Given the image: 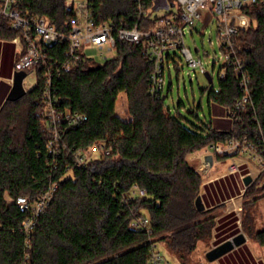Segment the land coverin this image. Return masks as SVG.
I'll return each mask as SVG.
<instances>
[{
    "label": "trees",
    "instance_id": "trees-1",
    "mask_svg": "<svg viewBox=\"0 0 264 264\" xmlns=\"http://www.w3.org/2000/svg\"><path fill=\"white\" fill-rule=\"evenodd\" d=\"M67 0H23L21 11L48 18L66 29ZM97 20L124 27L139 19L135 0H93ZM255 21L240 31L235 49L250 80L251 99L237 110L230 128L212 120L186 123L165 100L149 94L152 66L143 43H118L115 57L103 63L81 62L54 81L63 104L82 112L86 121L64 137L70 152L47 151L48 131L39 112L44 80L17 101L0 109V264H150L154 243L164 244L185 264L199 244L212 236L214 209H197L202 175L188 155L218 143L247 139L264 149V5L246 8ZM154 24L147 18L143 26ZM17 35L0 19V37ZM218 87L207 91L208 105H218L231 118L243 92L234 67L226 66ZM177 74L181 66L174 67ZM171 88V83L169 85ZM204 91V90H203ZM127 96L128 118L116 114L118 95ZM200 121V120H199ZM102 142L109 154L75 163L73 152ZM258 176L244 196L259 200L264 184ZM57 183L50 201L37 215L18 199L36 202ZM138 185L144 196H132ZM136 215L150 217L145 229L133 228ZM33 225L26 231V223ZM264 246V227L251 233Z\"/></svg>",
    "mask_w": 264,
    "mask_h": 264
},
{
    "label": "built area",
    "instance_id": "built-area-1",
    "mask_svg": "<svg viewBox=\"0 0 264 264\" xmlns=\"http://www.w3.org/2000/svg\"><path fill=\"white\" fill-rule=\"evenodd\" d=\"M23 0H0V19L6 20L17 35L10 40L18 47L17 57L14 62L15 71L36 73L37 79L44 80L43 104L39 112L45 121L48 131L47 151L51 156L60 153H69L70 150L64 142L67 131L80 126L86 121L84 113L72 110L63 104V98L58 94L54 81L59 79L66 70L81 62L103 63L118 53V43L121 41L143 43L145 53L152 71L148 81L149 94L156 99L167 98L165 92L167 73H171L172 66L179 64L182 59L194 70L199 69L201 74L212 73L201 59L194 57L191 49L186 44L187 33H192V27L197 19L217 23V39L221 57L218 78L225 75L226 66L234 67L240 77L239 83L243 92L241 100L232 110L231 118L244 107L251 99L250 80L244 69L242 59L235 49V39L240 31L252 27L255 21L246 11L251 5H264V0H170L169 9L160 16L152 15L154 0H135L138 23L129 28L119 26L113 21L97 20L93 0H67L65 8L71 11V17L66 21V29H58L43 16L30 17L22 13ZM154 20V24L143 26L145 20ZM98 50L100 58L89 54L90 50ZM198 50V49H197ZM175 52V53H173ZM218 61L212 62V67ZM171 75V74H170ZM213 80V78H212ZM101 141L90 146L86 151L73 152L76 165H86L92 158L109 154ZM248 153L256 160L260 169L258 174L264 184V149H259L247 139H234L227 143H218L206 148L205 155L218 154L222 156ZM229 165L230 172L240 170V163L232 158ZM252 171L250 172V174ZM57 183H52L49 189L32 203L27 197H20V208L26 209L33 206V213L39 214L50 201ZM145 190L134 185L130 194L144 196ZM151 220L146 215H136L131 221L133 228L145 229ZM33 219L26 223L25 229L29 231ZM159 243H154L151 250L150 264H168L165 255L157 248Z\"/></svg>",
    "mask_w": 264,
    "mask_h": 264
},
{
    "label": "rangeland",
    "instance_id": "rangeland-1",
    "mask_svg": "<svg viewBox=\"0 0 264 264\" xmlns=\"http://www.w3.org/2000/svg\"><path fill=\"white\" fill-rule=\"evenodd\" d=\"M169 7L170 0H154L153 7L151 9L152 15L160 16L164 14ZM206 21L207 20H204L203 18L196 20L192 27V33H187L186 44L191 49L194 57L201 59L204 62V65L212 73L213 81L209 82L206 75L201 74L199 69L194 70L191 66H188L183 60L181 53L177 52L178 56L182 59L181 64L183 68L180 73L177 74L176 69L172 66L171 73H167V85L165 90L167 98L165 99V104L168 108H170L172 113H180L187 121L186 123L190 122L200 124L201 121L206 122L212 120L214 125L217 127L230 128L234 119L227 115L225 109L218 105H212L210 108L208 105L207 91L211 87L217 88L219 84L218 71L221 63L218 61V58L221 57V50L217 39L216 21H211L208 25ZM89 54L98 59L100 58L98 50H90ZM213 61H218L214 68L212 67ZM36 83L37 76L34 72H30L24 79V87L27 91L32 89ZM170 83L171 88H169ZM127 108L126 93L121 92L118 95L116 102V114L121 118L127 119L129 117ZM205 151L206 148L188 155L189 162L193 164L197 171L202 175L203 181L205 179V175L202 171V165L204 164L202 157L205 155ZM213 156L215 159H218L216 160L215 165L218 166L222 162L225 163L221 164L225 171L229 170L228 164H231L233 157H235V160L240 164L243 161H248L249 158L248 153H238L235 156H222L214 154ZM249 165L252 173L247 175H251L254 181L259 176H257V174L260 167L257 161L253 160L251 157L249 159ZM258 184L263 185L260 180ZM247 187L248 186L245 185L243 188L242 203H240V207H238V213L242 230L251 235L252 232L264 227V197H262L263 193L261 192L258 194L259 200L255 203H251L253 202L252 199L254 196H244ZM212 214L216 217V212L214 210ZM211 238L201 242L196 251L187 258L185 264H205L206 260L204 253L205 250L207 251L208 249L207 246L209 245ZM157 248L165 255L168 264H175L174 259L170 257V254L172 253L169 252L164 244L159 243ZM181 263L183 264L182 261Z\"/></svg>",
    "mask_w": 264,
    "mask_h": 264
},
{
    "label": "crops",
    "instance_id": "crops-1",
    "mask_svg": "<svg viewBox=\"0 0 264 264\" xmlns=\"http://www.w3.org/2000/svg\"><path fill=\"white\" fill-rule=\"evenodd\" d=\"M17 52L18 47L15 43L0 39V109L12 87ZM249 159L250 157L248 161H243L240 164V170L234 173L229 170L225 171L222 168L221 164L224 162L218 166L215 165L216 160H218L215 158L213 165H210L206 159V163L204 162L202 165L205 179L201 186L200 195L206 208H215L214 211L216 212V224L212 238L207 246V251L205 250L204 253L205 264H264V246L253 240L249 234L242 230L239 221L238 207L242 203V191L245 186L244 177L251 172ZM241 232L246 237L244 243L235 246L231 251L213 262L206 259V253L210 249ZM170 257L174 259L175 264H182L172 254H170Z\"/></svg>",
    "mask_w": 264,
    "mask_h": 264
},
{
    "label": "water",
    "instance_id": "water-1",
    "mask_svg": "<svg viewBox=\"0 0 264 264\" xmlns=\"http://www.w3.org/2000/svg\"><path fill=\"white\" fill-rule=\"evenodd\" d=\"M26 71H15L13 76V83L12 87L6 97V101H17L24 97L27 94V90L24 87V79L27 76ZM207 79L209 82H212V76L210 73L206 74ZM166 99V96L163 97V100ZM205 159L209 161L210 165L214 163V156L212 154L206 155ZM253 181L251 175H246L244 177V184L248 186ZM195 204L198 210L203 211L206 209V206L203 202L202 196L198 195ZM246 241V237L244 233H239L232 237L231 239L226 240L225 242L221 243L220 245L213 247L206 253V259L210 262H213L223 256L224 254L231 251L235 246H239Z\"/></svg>",
    "mask_w": 264,
    "mask_h": 264
}]
</instances>
